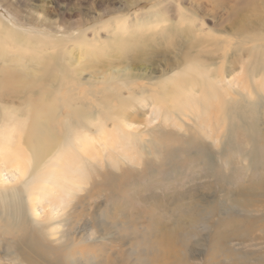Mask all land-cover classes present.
Returning <instances> with one entry per match:
<instances>
[{"label": "rangeland", "instance_id": "1", "mask_svg": "<svg viewBox=\"0 0 264 264\" xmlns=\"http://www.w3.org/2000/svg\"><path fill=\"white\" fill-rule=\"evenodd\" d=\"M263 19L264 0H0V43L10 40L13 49L17 39L25 49L19 59L0 53V92L7 94H0V126L12 120L11 116L8 121L9 113L17 111L20 114L15 117H29V129L37 104L45 119L58 112L60 105L55 98L60 92L67 93L74 79L84 97L62 112L71 118L75 132H88L92 137L98 136L100 124L112 132L116 123L112 114L119 111L118 103L131 106L135 103L131 97L141 95L138 88L131 91L128 86L122 87L135 76H146L159 86L156 90L168 92L171 98L167 108L161 96L144 93L151 103L147 98V105L129 110L126 118L135 122L134 128L141 133L134 132L131 139L125 135L124 141L134 144V138L136 146L127 158L118 156L129 147L123 145L118 155L109 148L102 164H87L85 182L70 194L73 200L66 213L60 214L62 234L51 236L38 225L41 233L27 216L18 221L0 213L6 220H13L0 216V264H178V257H173L177 252L169 251L162 260L160 251L165 248L159 240L165 232L187 213L195 211L205 216V209L223 199L233 184L242 183L248 175L256 178L261 172L264 149H254L253 141L256 132L264 129V98L253 95L262 82L258 84L249 75L255 68L264 69V61L257 65L259 53L248 52L253 46L238 43L246 35L252 36L250 33L264 31ZM65 44L71 46L48 56L41 65L33 56L37 54L32 51L34 47L39 51ZM191 66L194 71L199 68L200 73L209 71L211 77L217 74L233 81L235 102L231 107L225 105L223 109V101L214 104L220 109L214 105L210 110L202 107L206 110L203 114L209 112L211 124L202 120L203 114L194 120L179 109H171L173 75ZM19 73L24 75L16 81ZM198 78H194L196 83L200 82ZM144 82L137 80L140 86ZM85 89H91L90 94ZM115 89L119 94H114ZM238 100L241 103L237 104ZM255 102L258 105L254 109ZM50 129L56 140L63 137L64 128L57 122H52ZM214 133L224 137L218 147L208 139ZM250 148L255 151L254 161L250 169H245L237 160L243 162L238 156ZM234 216H239L236 211L224 210L217 217ZM207 234L193 237L188 250L179 247V253L183 256L185 251L187 255L184 264H226L207 253ZM2 239H7L10 246Z\"/></svg>", "mask_w": 264, "mask_h": 264}, {"label": "bare ground", "instance_id": "2", "mask_svg": "<svg viewBox=\"0 0 264 264\" xmlns=\"http://www.w3.org/2000/svg\"><path fill=\"white\" fill-rule=\"evenodd\" d=\"M263 22L264 21H262V23ZM252 23L254 24L255 22ZM262 23H260V25ZM245 25H243L244 30L246 27H248V25L246 26ZM250 35L252 36L246 35L247 37L245 36L246 38L244 37L245 39L243 38L242 39L243 41H240L238 44L242 46V42H243L244 46L248 44H251L253 46V48L250 49L248 52L259 53V55L257 56V65H258L260 60L264 61V31L261 30L260 32L257 33H250ZM98 39L96 38L94 43L97 44ZM14 41H16V44H14L15 48L13 49H10V46L12 45L10 40L5 39L4 42L6 43H0V49H1L0 51H2L0 53L1 54L3 53V55H10V56L12 55L13 58L15 59L16 58L19 59V57L21 56L24 57L25 49L21 46L24 44H22L21 41L17 39H15ZM70 46L71 45L67 46V44L62 46H51L48 49L46 48V50L42 49L39 51L37 50V48L34 47L32 51L37 52V54L33 56H35V58L39 62V65H41L42 63H44L45 59L48 56L50 58V56L59 54L60 52H63L65 49H68V47ZM10 56H8V58ZM19 62L20 61H18V63ZM7 63H4V65L6 64L7 66L10 67V64L8 65ZM18 65L19 64L14 66L17 67ZM22 67H21L22 69H20L21 71L24 69V66ZM30 67L31 66H29V68ZM29 68H27V70ZM36 69L39 68L36 67ZM127 69L129 70L128 67ZM198 69H195L194 71L193 67L191 66L185 68V70H183L182 72L175 73L173 75L174 77L172 78V89L171 92H169L172 95V99L174 100L173 102L174 104H172L171 109L173 107L175 110L179 109L181 114L187 117H192L194 118V120L198 119V117L201 114H203L204 111H206L205 109L202 110V107H206L208 110H210L212 109L215 102L218 101L219 104L221 105L220 101H223L224 104L222 103L223 105L221 106H224L223 109H225L226 108L225 105L227 107L228 106L231 107L235 102V96L233 95L235 94L234 93L235 90L233 89V81L231 80L228 81L226 76H222V75L219 76L217 74L215 75L216 77L213 76L211 77V75H209V71L203 72V67L202 69H200L202 70L203 73H200ZM260 71L262 72L261 77L263 78H259ZM16 72L18 71L16 70ZM19 75H18L19 76L18 79L16 78V81H18L19 78H22L21 77L22 74L19 73ZM135 75H137V73ZM195 76L199 77L198 78V80H200L199 83L195 82L194 80ZM249 76H252L254 79H256V82L258 81L257 82L258 84L262 82L258 87L260 88L259 92H255V90H253L254 88L252 87V90L254 91V93L253 92L252 93L258 99H260V97L263 99L264 69L256 70L255 68L254 73H252ZM26 77H27V73L25 77H23V79L24 78L26 79ZM186 78L188 79L187 81ZM138 79H141L142 81L145 82L140 86L137 83ZM179 79H183V80H181L180 82ZM254 79L253 81L254 83H256ZM74 80H73L74 82L72 81L73 84L71 89H69L70 88L69 87L67 93L64 94L60 92L56 96L55 101L60 105L58 112L50 113V115H48L47 118L45 119L44 112L42 111V107L40 108L41 105L40 104L36 105V113L33 116V121H31L32 122V127H30L31 129L27 128L29 117L28 118L24 117V119L21 118L22 115L21 117H18L20 113L18 114L17 111L16 113L18 114V116L16 117L14 116L16 113L13 114V112L11 113L8 112L9 113L8 121L11 120L10 119L11 116H12V120L9 123L5 122L7 120L4 121L2 120L5 123L0 126V213L3 214L4 216L10 215L12 217H16L18 221L23 219L25 216H27L28 219L31 220L30 222L34 223L37 226V229L40 230V232H41V228H38V225L39 226L41 225V227H43L42 229H44L43 231L44 233L49 232L51 236L62 234L61 231H59L60 228L59 225L60 222L62 221L59 220L60 214L63 212L66 213L65 210L67 209L68 204L71 202L70 200H73L72 199L73 197L70 198V194L75 190V188L76 190L79 189L81 185H83V183L85 182L86 180L85 177H87L86 176L87 164L91 162L92 163L98 162L102 164L104 153L109 152L110 151L109 148H111L113 152L116 151L117 152L116 155H118L119 152L118 150H120L119 148H122L123 145L124 147L125 145L126 147L129 145V147H127L126 150L120 151V154L118 156L120 157V155H122L127 158V156L131 154L136 140L132 138L134 144L133 142L130 143L129 140H128L129 142L128 141L125 142L126 141L125 135H128L129 137L128 136L127 137L131 139L134 132L141 133V131L138 128H134V126H136L135 122L129 121L126 118L127 116H129V110L131 109L136 111L135 108L137 106L140 105L139 107H141L142 104L144 105L147 103L148 97L143 96L144 93H154L155 95L161 96L163 105L167 108H168V104L170 103L169 101L171 100V98L167 96L168 92L166 93V92H162V90H156L157 84L151 82L146 76H135L130 80V82L128 81L127 83L125 81L126 83L123 84L120 83V84L123 85L122 86L123 88L127 86L130 87L131 91L133 89L135 90V88H138L142 93L141 95L138 96L135 95L137 98L131 97L132 101L135 100L134 104H130L131 106H128L127 104L121 102H119L120 104L118 103L119 111L112 114L114 117H116V123H113L112 132L107 130V126H105L104 124H100L98 128L99 130L98 136L94 135L95 137H92V135L89 134L88 132L84 134L82 133L83 134L82 135L77 131L75 132V130L71 125L72 123V120H70L71 118H69V116H66L64 112H62V110L64 111V109L67 108L70 105V103L73 104L75 101L79 103L81 102V99L84 97L83 93L80 91L79 88L81 85L77 86L78 85V84L76 85L77 81L76 79ZM13 81H15V77L13 78ZM169 81H171V79ZM85 90L88 91V89ZM90 91H88L87 94H90ZM120 91L122 90L120 89ZM3 92H0V94L1 96L4 97L7 94H5L6 92L4 93ZM246 93L248 94L247 91ZM114 94L116 95L119 93H117L116 90V93ZM250 94H251V89H250ZM253 95H250V97H252ZM242 98L246 99L245 96H242ZM149 101L150 100L148 98V102ZM238 103L241 102L238 100L237 104ZM219 104L217 106L214 105L215 109L221 108ZM257 105L258 104L255 102L253 106L254 109L257 107ZM246 107H249V103H247ZM94 109H97L96 106L94 107ZM102 109L106 110L105 107H102ZM76 113H78V111ZM208 113L209 112L201 115V117H204L202 120H205L206 123L211 124L212 119L209 117L210 114L208 115ZM79 114L82 116L84 115L78 113V115ZM131 114L133 113H130V115ZM178 114L179 116H181L180 113ZM133 116L134 115H132L131 117ZM52 122L53 123L57 122L61 127L64 128L63 137L61 139H58L60 136H62L60 135L57 138V140H60V142L56 140L55 135L50 129V124ZM262 125L264 127V116H263ZM186 126H188V124ZM144 134L146 135L147 133ZM209 136L210 138L208 139H211L210 141H213L217 147L221 145L222 140L224 139L223 135H220L218 133H214V135L209 134ZM140 142L141 141H137L136 144H140ZM253 143H254V149L255 148L264 149V129H261L259 133L256 132V139L255 142L253 141ZM254 149L251 148L245 149L241 154H239L238 157H241L243 159V162H241L239 158L237 160V162L241 164L240 167L245 169L251 168L252 163L254 161V153H255V151H253ZM107 154L105 155L106 157L109 158ZM113 157L114 156H112V158ZM261 160L263 162L262 167L259 170L261 172L258 174L256 178L252 179L250 178L251 175H248V179H243L242 183L240 182V184L238 185L233 184L232 185L233 187L231 188L230 185L229 186L230 189L226 190V192L223 194V199L221 198L218 201L214 202L213 204L211 205L209 204L210 206L205 209L206 212L205 216H202L200 213H196L195 211L191 212L190 214L185 213L186 215L184 217L179 218L177 222L174 224V226L169 231L165 232V235H163L159 240V245L165 248V249L162 248L161 249L162 251H160L161 256L163 257L162 260L164 259L165 255L169 253V251L172 253L177 252L178 254L173 255V257H178L177 260L178 264H184L185 261L183 262V257L185 255L184 253L185 251H183V256H182V253H179L181 251L179 247L186 249L188 247V244L190 243V240H192L193 237L208 233L207 235L209 236V239L207 241V253L209 255H212L214 259H222L225 261L226 264H264V159L261 158ZM129 163L137 164L138 162L130 161ZM246 183H248V185H245ZM224 210H234L236 211V213H238L239 216L227 217L226 219H221L217 217L218 213ZM4 216L1 217L4 218ZM8 220L10 221L12 219L8 217ZM52 225H56V227L53 230L50 229ZM34 229L36 228L34 227ZM5 233H3V235H5ZM255 234H259L260 236ZM2 242L3 244L10 246V242L7 239H4ZM45 246L47 247V245ZM34 249L36 250V248ZM189 262L187 264L191 263ZM12 263L15 264L14 262Z\"/></svg>", "mask_w": 264, "mask_h": 264}]
</instances>
